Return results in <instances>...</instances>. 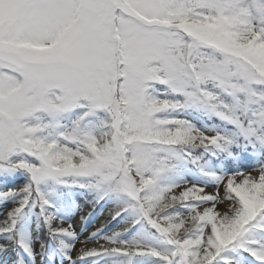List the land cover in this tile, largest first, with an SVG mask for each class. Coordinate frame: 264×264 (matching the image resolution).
<instances>
[{
	"label": "snow or ice",
	"instance_id": "1",
	"mask_svg": "<svg viewBox=\"0 0 264 264\" xmlns=\"http://www.w3.org/2000/svg\"><path fill=\"white\" fill-rule=\"evenodd\" d=\"M0 264H264V0H0Z\"/></svg>",
	"mask_w": 264,
	"mask_h": 264
},
{
	"label": "rangeland",
	"instance_id": "2",
	"mask_svg": "<svg viewBox=\"0 0 264 264\" xmlns=\"http://www.w3.org/2000/svg\"><path fill=\"white\" fill-rule=\"evenodd\" d=\"M248 171H252V169L249 168ZM253 174L255 175L256 173L253 172ZM209 191H211V189H209ZM84 212L87 213L85 210H84ZM106 216H107V213H106L104 216L100 217V219H98V220L95 222V226H99V224H100V223L106 218ZM77 227L79 228V224H77ZM90 230H91V229H90Z\"/></svg>",
	"mask_w": 264,
	"mask_h": 264
},
{
	"label": "trees",
	"instance_id": "3",
	"mask_svg": "<svg viewBox=\"0 0 264 264\" xmlns=\"http://www.w3.org/2000/svg\"><path fill=\"white\" fill-rule=\"evenodd\" d=\"M91 209V208H90Z\"/></svg>",
	"mask_w": 264,
	"mask_h": 264
}]
</instances>
